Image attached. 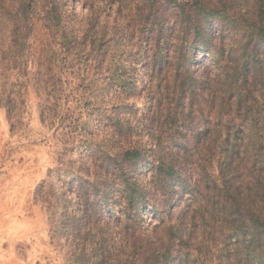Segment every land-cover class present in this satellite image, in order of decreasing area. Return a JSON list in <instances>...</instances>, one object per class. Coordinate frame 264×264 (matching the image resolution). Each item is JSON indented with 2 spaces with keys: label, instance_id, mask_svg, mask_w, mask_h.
I'll return each instance as SVG.
<instances>
[{
  "label": "rangeland",
  "instance_id": "obj_1",
  "mask_svg": "<svg viewBox=\"0 0 264 264\" xmlns=\"http://www.w3.org/2000/svg\"><path fill=\"white\" fill-rule=\"evenodd\" d=\"M230 5L256 19L255 0ZM148 8V0H0V264H230V228L214 212L225 201L223 160L242 128L258 145L263 135L252 120L264 88L250 78L241 104L233 76L234 58L253 50L248 28L238 23L231 35L212 23L205 51L176 9L161 33ZM119 124L131 129L120 136ZM86 138L97 160L100 150L138 149L123 180L147 193L116 195V213L91 223L65 222L48 204L62 183H48L58 166L92 161ZM236 152L249 155L247 146ZM250 176L247 167L246 184Z\"/></svg>",
  "mask_w": 264,
  "mask_h": 264
},
{
  "label": "trees",
  "instance_id": "obj_2",
  "mask_svg": "<svg viewBox=\"0 0 264 264\" xmlns=\"http://www.w3.org/2000/svg\"><path fill=\"white\" fill-rule=\"evenodd\" d=\"M148 1L147 15L151 19V25L160 26L159 31L162 33L170 11L176 9L185 33L193 35L194 40L200 37L202 45L199 49L205 51L210 49V38L205 34L209 25L217 22L222 33L227 30L232 35L234 26L244 23L248 28L247 45L249 47L252 45L253 50L252 53L245 50L243 58H234L233 76L240 87V92L237 93L239 102L243 104L244 99L246 101L248 95L253 92L249 87L250 78H257L264 88V58H260L259 54L264 49V0H255L258 4L256 19L250 16L248 19L238 17L237 12L234 13L231 7L232 4L230 5L232 0ZM213 62L218 64L214 58ZM226 86L235 93V84ZM180 90L182 94L186 92L185 82L180 85ZM258 114L259 117L252 121L263 131L260 146L250 136L248 127L242 128L239 138H231L228 141L229 150L223 160L225 201L220 210L214 212L222 213V224L225 223L230 228L228 235L230 264H264V110H259ZM259 119H262L261 125ZM118 126L120 136H124L126 131L131 129L125 128L122 124ZM81 142L84 146V156L91 158L92 161L88 160L86 164L79 167L71 166L69 169L58 166L51 172V176L56 175L57 179L49 181V189L51 190L56 182L62 183V186L59 187L57 194L55 192L51 194L53 202L48 200L47 202L51 207L58 209L59 218L65 219V222L75 220L76 223L84 218V221L91 223L98 214L116 213L118 205L113 204L116 201H111L116 195L121 196L123 200L129 194L137 198L146 196L147 192L139 189L136 182L130 183L128 179L125 184L123 180L128 178L127 170L131 167L126 161L131 159L135 161L141 156L138 149L123 148L115 154L108 150H100L103 155L97 160L92 152L96 151L98 146L87 138ZM240 146L241 149L247 146L249 155L246 152L244 156H241V152L235 153ZM247 167L251 172L248 184L244 181ZM245 184L252 185L247 187L248 192L243 187ZM43 187L44 184L40 186ZM218 201L221 202V199ZM75 225H77L75 229L80 232V224ZM179 238L182 239L181 236ZM155 258H159V255Z\"/></svg>",
  "mask_w": 264,
  "mask_h": 264
}]
</instances>
